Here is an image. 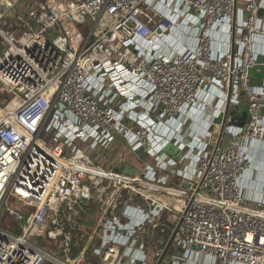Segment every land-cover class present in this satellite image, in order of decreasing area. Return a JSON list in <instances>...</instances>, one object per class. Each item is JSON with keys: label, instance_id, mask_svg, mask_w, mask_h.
Segmentation results:
<instances>
[{"label": "built area", "instance_id": "built-area-1", "mask_svg": "<svg viewBox=\"0 0 264 264\" xmlns=\"http://www.w3.org/2000/svg\"><path fill=\"white\" fill-rule=\"evenodd\" d=\"M19 2L0 0V99L12 97L0 111V264H92L60 255L82 241L78 209L118 184L136 195L137 184L177 192L181 264H264V208L249 204L264 192L244 182L264 156V0H42L24 12ZM9 18L23 27L18 37ZM256 67L263 77L252 85ZM243 103L241 125L233 110ZM197 111L209 124L204 139L189 129ZM115 138L148 157L138 175L97 172L107 170L93 154L104 159ZM139 195L143 206L104 213L85 239L87 250L101 234L92 249L100 264H150L139 235L174 210ZM11 196L27 207L14 212L16 230L2 223ZM50 237L53 245L40 242Z\"/></svg>", "mask_w": 264, "mask_h": 264}, {"label": "rangeland", "instance_id": "rangeland-1", "mask_svg": "<svg viewBox=\"0 0 264 264\" xmlns=\"http://www.w3.org/2000/svg\"><path fill=\"white\" fill-rule=\"evenodd\" d=\"M40 2L42 0H22V2H19L16 5V8H18V10L20 9L21 12H24V10H26V8L28 7V5L30 6V4H32L33 2ZM65 1H71V0H65ZM16 19L15 18H9L7 20L6 25L12 30L13 29V33L18 37L21 32H22V26H18L17 24H13ZM4 51V46L2 43V38H0V56ZM3 98H7V101L3 100ZM12 99V97L7 96L6 94L2 96V100L0 99V111L4 110L7 106L8 103L10 102V100ZM1 114V112H0ZM204 118L205 115L203 116ZM206 121V120H204ZM195 123H192V125L189 127V129H195L197 127H195L194 125ZM188 129V130H189ZM47 143L50 144V139L48 138ZM172 150V153L175 154V152H178L177 149L174 148H170ZM100 155L104 157V159L102 157H99L96 154H93V160H94V164L95 165H99L100 167L104 168L107 170V172H111L112 169H114L113 167L116 166L120 160V162H124L127 165V169H129L130 167L133 168L134 166H137V171L140 172L143 167H144V163L147 161L148 157L145 159H143V161H141V159L137 156H135L134 154H131V152L128 150V147L121 143V145L113 144L111 148L109 149H101L100 150ZM182 156V155H181ZM130 171V170H128ZM114 174H118L121 177H133V174H129V173H121L119 171H114ZM119 188H121V191L117 192V187L116 186H112L108 191H106L104 193V197H103V202H96L94 204H91L90 206H88L87 208H83V209H78V214L75 220V225L76 228L78 227L79 229H81V231H76L79 232L75 237H79L82 238V241H80V244H78L75 247V250H73L72 252V257H67L64 254H61V251L56 250L59 255L64 258V259H69L70 261L73 260L74 258L76 259H80L81 256L83 255L84 258H86L85 260L89 263L92 264H100V261L98 259V257H96L93 254V245H97V243L99 242L100 239V235L95 236L92 244L90 245L89 249L85 250V239L88 238V235L91 234V232L97 227L99 220L101 217H103V214H123L124 211H126V209H128L129 206H143L144 205V200L145 198L141 194H146V190H144V188L142 186H140V184L136 185V190L137 192H139V194H135L132 193L131 189H125L123 187V184L119 185ZM172 187H177V183L173 182L171 183ZM133 187L135 188V185H133ZM163 191H161V193H154L157 195V198L161 199L162 201L166 200V197L170 196V193H168L167 191V195H165L164 193H162ZM133 194V197L131 196ZM169 194V195H168ZM115 195V197L112 199L111 197ZM178 196H170L168 198V205L172 208V210H174L173 212L169 211V210H165L164 212H162L161 214H158L157 216H155L150 223L148 224L146 230L144 233H141L139 235V237H141V239L145 240V242L147 243L148 249H149V255H150V260L152 264H156V262L159 260V256L158 254H162V250H164L167 242L169 241L171 235L173 234L175 228L178 225V218L180 217V214H177L176 212V208L175 207H179L180 208V201L177 199ZM155 202V201H154ZM160 202V201H159ZM162 203V202H160ZM9 208L10 211L7 213L6 212V218L5 220H3L4 222L3 225L10 229V230H16L17 228V218L15 216L14 212H19L22 215H25V211L27 209V207L24 205L23 202H21L18 198L15 197H10L9 201ZM175 208V209H174ZM63 212L62 215H64ZM53 213H51V218ZM78 219V220H77ZM140 222V220H139ZM138 222V223H139ZM87 235V236H86ZM53 237H50L49 240L45 239V240H40V242H42L43 245H49L50 243H52L53 245ZM59 242V239H56ZM51 248V245L49 246ZM58 249H59V245H57Z\"/></svg>", "mask_w": 264, "mask_h": 264}, {"label": "crops", "instance_id": "crops-1", "mask_svg": "<svg viewBox=\"0 0 264 264\" xmlns=\"http://www.w3.org/2000/svg\"><path fill=\"white\" fill-rule=\"evenodd\" d=\"M263 10H264V5H263ZM250 76H251V84L252 85L259 84L262 77H263L262 68L261 67L253 68L251 70ZM121 99H124V96H122ZM224 104H225V102H222L223 106H224ZM233 111L235 112V114H238V115H240L242 113L247 114L246 113V104H244V103L241 104L239 107L234 108ZM196 113H198V114L200 113L202 115V117L204 116V114H202L200 111H197L193 115V119L189 120V123H195L194 125H195V127H197L195 129H193V134H197L198 137H201L204 139L207 135L206 130L208 129L209 124H208L207 118L203 117L204 119H202V122L200 123V125H197L196 124L197 119H195ZM262 113L264 115V109H263ZM204 120H206V121H204ZM218 121H219V123H221L222 119L219 118ZM189 123H187V125ZM187 125H185V127H187ZM116 143L118 145H121V143L125 144L128 147V150L131 152V154H134L135 156L139 157L141 159V161H143V159H145V157L147 158V156H145L141 152L135 153L132 150H130L127 141L123 138H115L106 147H101V149H109L112 147L113 144H116ZM252 146H253V144H250V147H252ZM171 147L174 149H177L178 152H175V154H173L172 150L170 149ZM166 152L171 154L172 157H176V158H180L181 155L183 154V151L176 148L173 144H169L167 146ZM263 160H264V156H260L255 160V162H254L255 164L253 165L252 169L246 173L244 182L247 186H249L251 188H255V187L260 188V190L264 192V161ZM117 163L118 164L116 166H114L113 168L116 171H118V169H119L121 173H126V174L129 173V174H133L135 176L141 172V171L140 172L137 171V166H134L133 168L130 167L129 169H127V165L124 162H120V160H119V162H117ZM144 166H145V163H144ZM121 170H124V172H122ZM128 170H130V171H128ZM260 200H262V202L260 204H254L255 202H249V204L255 208L262 209V208H264V194L262 195ZM165 202L168 203V199H166ZM141 219H143V218H141L139 216L138 218L135 219V223L137 224L139 222V220H141ZM139 223H141V222H139ZM114 237L118 239V236L116 237L114 235ZM120 238L121 237H119V239ZM177 249L178 248H175V246L172 244V248L169 250V252L166 256L165 264H181L180 262H178L177 258L174 257V254H175V252H177L176 251ZM149 260H150V258H149ZM149 262L151 264V260Z\"/></svg>", "mask_w": 264, "mask_h": 264}, {"label": "bare ground", "instance_id": "bare-ground-1", "mask_svg": "<svg viewBox=\"0 0 264 264\" xmlns=\"http://www.w3.org/2000/svg\"><path fill=\"white\" fill-rule=\"evenodd\" d=\"M198 117V118H197ZM195 119H197V121H196V124L197 125H200V123L202 122V119H204L203 117H202V115L199 113H196V115H195ZM202 126V125H201ZM97 172L101 175V176H104V177H107V178H114V179H121V176H118V175H116V174H114V173H108V172H106V171H104V170H97ZM152 187L154 188V190H158L159 188H157V187H154V185H152ZM166 190V189H165ZM167 192H173V193H170V196H179L178 194H177V192L175 191V190H166ZM155 192H147L146 193V195L148 196V198H152V199H155L156 201H160V202H162V204H168V203H166L165 201H162L161 199H159V198H157V195L156 194H154ZM169 196V197H170ZM169 197H166V199H168Z\"/></svg>", "mask_w": 264, "mask_h": 264}, {"label": "water", "instance_id": "water-1", "mask_svg": "<svg viewBox=\"0 0 264 264\" xmlns=\"http://www.w3.org/2000/svg\"><path fill=\"white\" fill-rule=\"evenodd\" d=\"M260 15H262V16L264 15V10L263 9L260 10ZM246 113H247V111H246ZM179 227H180V224H178V226L175 228V230H174L173 234L171 235L169 241L167 242V244H166V246H165V248H164V250L162 252L161 257L159 258V260L157 262V264H163L165 262L166 256H167L169 250L172 248V244H173L174 238H175V236H176V234L178 232ZM176 251L177 252H175L174 257H182L183 252H184L183 249L182 248H178Z\"/></svg>", "mask_w": 264, "mask_h": 264}, {"label": "trees", "instance_id": "trees-1", "mask_svg": "<svg viewBox=\"0 0 264 264\" xmlns=\"http://www.w3.org/2000/svg\"><path fill=\"white\" fill-rule=\"evenodd\" d=\"M237 118L239 120V124L244 125L247 122L248 116H247V114L242 113L240 115H237ZM25 214H27V209L25 211ZM66 219L65 220L67 221V223H72L73 222V219L72 220H70L68 218H66ZM72 226H73V224L71 225V227ZM76 231H78V230H76ZM76 231H74V237L79 233V232H76ZM75 238L79 239L80 236L79 237H75Z\"/></svg>", "mask_w": 264, "mask_h": 264}, {"label": "flooded vegetation", "instance_id": "flooded-vegetation-1", "mask_svg": "<svg viewBox=\"0 0 264 264\" xmlns=\"http://www.w3.org/2000/svg\"><path fill=\"white\" fill-rule=\"evenodd\" d=\"M118 169V168H117ZM118 171L120 172V170L118 169ZM122 172H124V170H121Z\"/></svg>", "mask_w": 264, "mask_h": 264}]
</instances>
